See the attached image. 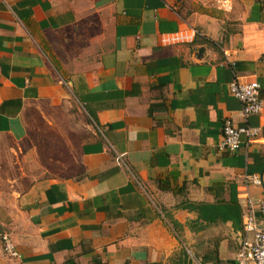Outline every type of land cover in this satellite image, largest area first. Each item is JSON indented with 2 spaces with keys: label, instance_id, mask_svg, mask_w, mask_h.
Instances as JSON below:
<instances>
[{
  "label": "crops",
  "instance_id": "crops-1",
  "mask_svg": "<svg viewBox=\"0 0 264 264\" xmlns=\"http://www.w3.org/2000/svg\"><path fill=\"white\" fill-rule=\"evenodd\" d=\"M188 2L0 0V234L17 252L0 264H235L243 174L264 200V0ZM233 77L259 84L258 113ZM224 118L259 132L220 151Z\"/></svg>",
  "mask_w": 264,
  "mask_h": 264
},
{
  "label": "built area",
  "instance_id": "built-area-1",
  "mask_svg": "<svg viewBox=\"0 0 264 264\" xmlns=\"http://www.w3.org/2000/svg\"><path fill=\"white\" fill-rule=\"evenodd\" d=\"M171 9L176 7V0H160ZM196 33V31H195ZM198 34V33H197ZM229 65H233L232 62ZM259 84L255 80L238 81L233 77L228 85V92L241 103V115L246 117L258 113L262 108V102L258 97ZM259 132L258 127L249 125H234L229 118H224L220 127V138L217 149L232 152L239 147V138L244 136L247 141L253 139ZM259 178L253 174H243L240 181L238 197L242 203L241 229L238 239V247L234 254L235 264H264V227L259 226L264 221V200L254 199L248 192L249 185H258ZM259 213V217L256 216ZM2 251L11 256H17L12 242L7 234H0Z\"/></svg>",
  "mask_w": 264,
  "mask_h": 264
},
{
  "label": "trees",
  "instance_id": "trees-1",
  "mask_svg": "<svg viewBox=\"0 0 264 264\" xmlns=\"http://www.w3.org/2000/svg\"><path fill=\"white\" fill-rule=\"evenodd\" d=\"M231 204H233V203H231ZM192 207L197 211L199 217H201V218H202V213H203L204 209H209L210 212L213 211L212 206L207 205V204H203V203H196V204L192 205ZM230 209H231V207L227 205L225 207V212L227 213ZM203 217L209 221H211L213 219L211 216H203ZM225 218H228V216L226 215Z\"/></svg>",
  "mask_w": 264,
  "mask_h": 264
},
{
  "label": "rangeland",
  "instance_id": "rangeland-1",
  "mask_svg": "<svg viewBox=\"0 0 264 264\" xmlns=\"http://www.w3.org/2000/svg\"><path fill=\"white\" fill-rule=\"evenodd\" d=\"M179 4H181V5H186L187 3H189L188 2V0H176ZM205 1H208V0H205ZM209 1H214V0H209ZM42 127H40V129H41ZM51 128V127H50ZM55 130H57V129H59L57 126H55V127H53ZM50 130H52V128L50 129ZM52 132H54V131H52ZM56 134V133H55ZM53 135V134H52ZM58 141H59V139L54 135V142H55V144H54V146L52 145V146H50V149L51 150H53V152H57V143H58ZM4 143V142H6V140L5 139H1L0 140V143ZM42 154H39V156H41ZM56 154H51L50 156L51 157H53V156H55ZM46 155H44V157H45ZM41 160V159H40ZM4 189H6V187H3V190Z\"/></svg>",
  "mask_w": 264,
  "mask_h": 264
}]
</instances>
